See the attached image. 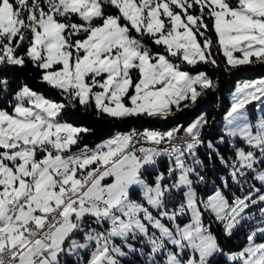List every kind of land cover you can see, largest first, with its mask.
I'll use <instances>...</instances> for the list:
<instances>
[{
    "label": "snow or ice",
    "instance_id": "snow-or-ice-1",
    "mask_svg": "<svg viewBox=\"0 0 264 264\" xmlns=\"http://www.w3.org/2000/svg\"><path fill=\"white\" fill-rule=\"evenodd\" d=\"M218 54L225 71L264 65V0H0V264H121L137 251L146 264H264V79L237 85L217 137L201 115L80 147L88 129L62 119L79 105L167 120L216 90L190 69L221 67ZM29 63L59 102L12 72ZM205 212L225 237L247 223L246 245L225 253Z\"/></svg>",
    "mask_w": 264,
    "mask_h": 264
},
{
    "label": "trees",
    "instance_id": "trees-1",
    "mask_svg": "<svg viewBox=\"0 0 264 264\" xmlns=\"http://www.w3.org/2000/svg\"><path fill=\"white\" fill-rule=\"evenodd\" d=\"M213 52L216 53L215 47ZM221 67L214 68L208 65H199L197 68L190 69L192 73L205 71L208 76L218 83L215 91H208L201 97L194 108L186 109L176 113L175 116L167 120L148 119L145 117L118 120L109 118L104 114H98L94 109H84L79 105L75 109H66L62 119L84 129H88L86 133H81L80 147L88 145L94 147L100 141L111 137L116 133H123L131 128L158 129L166 131L178 124L185 127L190 124L193 119L201 114H205L208 120V127L205 129L209 137H217L221 133V122L229 109V94L236 87L237 82L242 78H256L264 76V65L255 64L251 66H240L230 71L224 70L223 56H216ZM12 72L18 77L21 83H26L32 90L43 94L46 98L59 102L61 97L49 86L39 81V70L30 63L25 68L12 69ZM76 150V148H74ZM210 189V183L204 188H200V195L204 197ZM212 191V190H211ZM185 219L184 221H186ZM205 224L211 225L212 234L218 238V242L225 252H233L241 249L247 241V235L250 228L246 223L234 230L231 237H225L220 227L213 218L204 216ZM138 258V257H137ZM71 259L74 258H69ZM135 260H125L124 264H134ZM213 264H226V260L222 257L215 256Z\"/></svg>",
    "mask_w": 264,
    "mask_h": 264
},
{
    "label": "rangeland",
    "instance_id": "rangeland-1",
    "mask_svg": "<svg viewBox=\"0 0 264 264\" xmlns=\"http://www.w3.org/2000/svg\"><path fill=\"white\" fill-rule=\"evenodd\" d=\"M193 74H195V73H193ZM260 79H264V76H259V77H256V78H242L241 80H239V82H237V85L238 84H242V83H244V82H250V81H256V80H260ZM237 85H236V87L230 92V94H229V107H230V104H231V98H232V94L236 91V88H237ZM248 112H249V114H250V119H251V121L252 122H255L257 119H259L260 118V116L262 115V113L259 111V110H257V108H256V105L255 104H252V105H249L248 106ZM201 115H203V116H205V114H201ZM201 115H199V116H201ZM199 116H197V117H199ZM196 117V118H197ZM195 118V119H196ZM195 119H193V121L195 120ZM224 119L222 120V122H221V129L223 128V125H224ZM99 144V143H98ZM97 145V144H96ZM161 166H163V164L161 165ZM202 188H204L203 186H202ZM214 190V188H213V185L210 183V189H209V192L207 193V195H211L212 194V191ZM207 195H205L204 196V198H206L207 197ZM207 216V217H209L210 218V216H209V214L207 213V212H205L204 214H203V221H204V216ZM185 219H187L186 221H184ZM214 219V218H213ZM190 221V217L189 216H185V217H181L180 218V220L178 221V223L181 225V226H183L184 224H186V223H188ZM209 224L207 223L206 224V226H208ZM246 225H247V223H246ZM242 226V225H241ZM248 226V225H247ZM220 229L222 230V227H220ZM250 231H251V229L249 230V232H248V234L250 233ZM222 233H223V231H222ZM224 235V234H223ZM256 242L257 243H262V242H264V237H261V236H258L257 237V239H256ZM246 243H247V241H246ZM246 243L244 244V246L246 245ZM243 246V247H244ZM135 247H137V248H140L141 247V245L139 244V243H135ZM242 247V248H243ZM241 248V249H242ZM241 249H239V250H241ZM239 250H235V251H239ZM234 252V251H233ZM225 253H229V252H225ZM189 255H195L194 253H191V252H189L188 253ZM138 257V258H137ZM217 257H222L223 259H225L226 260V264H228V261H227V257L225 256V255H217ZM120 259V261H121V264H124V261L125 260H132V259H134L135 260V263L134 264H146V260H147V257H146V255H142L139 251H137V252H135V253H129L127 256H125V257H120L119 258Z\"/></svg>",
    "mask_w": 264,
    "mask_h": 264
},
{
    "label": "crops",
    "instance_id": "crops-1",
    "mask_svg": "<svg viewBox=\"0 0 264 264\" xmlns=\"http://www.w3.org/2000/svg\"><path fill=\"white\" fill-rule=\"evenodd\" d=\"M236 55H239V54L237 53ZM91 109H94V110H95V108H94V107H93V108H91ZM76 127H78V126H76ZM80 128H81V127H80ZM111 137H113V135H112ZM111 137H109V138H106V139H104V140L100 141V142H99V144H100V143H103L104 141H106V140H108V139H110ZM97 144H98V143H97ZM95 146H96V145H95ZM95 146H94V147H95ZM73 150H74V149H73ZM106 182H109V183H110L111 181H110V180H108V181H106Z\"/></svg>",
    "mask_w": 264,
    "mask_h": 264
},
{
    "label": "built area",
    "instance_id": "built-area-1",
    "mask_svg": "<svg viewBox=\"0 0 264 264\" xmlns=\"http://www.w3.org/2000/svg\"><path fill=\"white\" fill-rule=\"evenodd\" d=\"M132 129H137V128H131V129H129L128 131H130V130H132ZM144 129V128H143ZM137 130H142V129H137ZM156 130H158V129H156ZM159 131H162V130H159ZM127 132V131H126ZM90 148H94V147H90ZM217 225H220V224H218L217 222H215Z\"/></svg>",
    "mask_w": 264,
    "mask_h": 264
}]
</instances>
